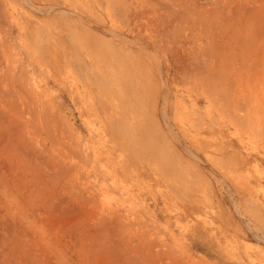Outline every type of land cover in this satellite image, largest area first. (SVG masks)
I'll list each match as a JSON object with an SVG mask.
<instances>
[{
  "label": "rangeland",
  "instance_id": "obj_1",
  "mask_svg": "<svg viewBox=\"0 0 264 264\" xmlns=\"http://www.w3.org/2000/svg\"><path fill=\"white\" fill-rule=\"evenodd\" d=\"M0 264H264V0H0Z\"/></svg>",
  "mask_w": 264,
  "mask_h": 264
},
{
  "label": "bare ground",
  "instance_id": "obj_2",
  "mask_svg": "<svg viewBox=\"0 0 264 264\" xmlns=\"http://www.w3.org/2000/svg\"><path fill=\"white\" fill-rule=\"evenodd\" d=\"M9 59H10V58H9ZM12 59H13V58H12ZM10 63L12 64V62H10ZM12 65H13V64H12ZM149 75H150V77L152 78L153 75H152V76H151V74H149ZM144 76H147V75H144ZM147 78H148V76H147ZM146 80L149 81V79H146ZM148 83H149V82H148ZM150 84H151V82H150ZM152 84H153V83H152ZM154 84H155V83H154ZM147 86H148V85H147ZM148 88H149V86H148ZM151 88H152V87H151ZM149 91H150V90H149ZM151 93H152V91H151ZM155 94H156V92H155ZM152 95H153V94H152ZM153 96H154V95H153ZM153 96H151V97H153ZM152 99H153V98H152ZM155 100H157V98H156ZM155 100H154V101H155ZM151 102H152V101H151ZM180 102H181V101H180ZM150 104H151V105H150L149 107L153 106L155 103L153 104V102H152V103H150ZM152 104H153V105H152ZM180 104H181V103H180ZM155 106H156V105H155ZM152 108H154V107H151V109H152ZM152 110H153V109H152ZM58 148H61V147L58 146ZM209 159H210V158H209ZM227 172H228V171H227ZM103 182H104V181H103ZM113 183H116V182H113ZM118 183H119V182H118ZM104 184H106V183H104ZM104 184H103V185H104ZM105 187H106V186H105ZM107 188H108V187H107ZM107 188H105V189H107ZM114 188L116 189V186H115ZM114 188H113V189H114ZM117 188H118V187H117ZM124 188H126V187L124 186ZM129 188H130V187H129ZM111 189H112V188H111ZM122 190H123V189H122ZM103 191H106V190H103ZM131 191H132V190H131ZM121 192H122V191H121ZM127 192H128V190H127ZM127 192H126V193H127ZM107 193H108V192H107ZM122 193H123V192H122ZM130 194H131V193H130ZM126 197H127V196L125 195V198H126ZM126 200H127V199H126ZM124 201H125V200H124ZM130 204H131V203H130ZM120 206H121V205H120ZM109 208H110V207H109ZM132 208H134V207H132ZM135 208H136V207H135ZM131 210H132V209H131ZM135 212H136V211H135ZM126 213H127V211H126ZM124 215H125V214H124Z\"/></svg>",
  "mask_w": 264,
  "mask_h": 264
}]
</instances>
